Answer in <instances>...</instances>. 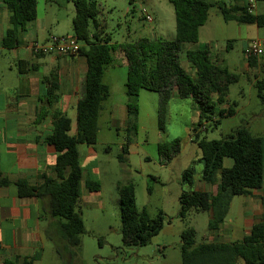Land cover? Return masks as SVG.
Here are the masks:
<instances>
[{
  "label": "trees",
  "instance_id": "trees-1",
  "mask_svg": "<svg viewBox=\"0 0 264 264\" xmlns=\"http://www.w3.org/2000/svg\"><path fill=\"white\" fill-rule=\"evenodd\" d=\"M130 3L133 0H129ZM173 5L176 20V38L168 41L159 39H141L136 43L112 44L108 36H103L98 21L100 9L97 0H74L75 16L72 20L73 36L80 42L79 56L87 64L82 98L77 104L76 133L71 135L72 121L65 115L55 114L53 130L45 138V143L57 152L53 171L55 176H43L41 186L32 187L24 179L15 185L20 198L48 200L49 219L52 228L58 232V238L68 249L81 244L84 233L81 213L77 210L81 199L83 171L80 165V145L93 146L97 142L99 120L104 103L110 97L109 87L103 83L106 69L120 59L128 68L125 90L127 96L129 138L138 132V98L142 91L161 95L159 129L164 132L163 115L165 104L175 94L180 99H193L198 104V125L195 131V143L201 150V162L204 166L201 178L211 184V192H182L179 198L178 217L186 221L191 212L210 215L208 230L216 231L228 216L231 203L237 196H249L251 191L262 188L264 181L263 138L252 134L248 126L240 127L221 140L200 139L198 130L213 120L215 109L225 103L229 86L239 78L229 69L212 62L209 46L203 50L183 52L184 45H197L199 31L209 19L213 7L203 0H169ZM264 5V0H253ZM11 13L13 29L9 30L1 45L14 48L19 45L18 35L37 18V0H2ZM225 22L235 21L242 25H254L264 30V10L260 14L249 11V2L245 5H217ZM230 43V42H229ZM228 43V44H229ZM191 66L193 74L181 65V56ZM250 68L259 67L261 79L254 87L258 97L264 103V55L247 59ZM57 85L49 89L55 91ZM216 99L214 100V97ZM235 105L220 110V117L236 114ZM218 122V121H217ZM123 148V155L127 153ZM162 163L171 162L180 152V142L158 145ZM225 159H232L233 166L224 168ZM195 169L183 172L184 186H192L195 181ZM155 179L154 177H150ZM10 182L0 172V187ZM87 188L95 192L99 189L96 182H88ZM120 197L121 237L124 246L142 247L151 243L170 219L162 212L151 218L146 209L138 210L136 192L133 183H117ZM182 264H264V224L253 226L250 235L234 243H198L196 231L185 229L181 234ZM37 257L21 259L23 264H34ZM5 262V264H19Z\"/></svg>",
  "mask_w": 264,
  "mask_h": 264
},
{
  "label": "rangeland",
  "instance_id": "rangeland-1",
  "mask_svg": "<svg viewBox=\"0 0 264 264\" xmlns=\"http://www.w3.org/2000/svg\"><path fill=\"white\" fill-rule=\"evenodd\" d=\"M73 1L37 0V20L44 19L47 32L51 34L52 29L56 28L64 32L66 37H72V20L75 16ZM97 1L100 9L98 21L103 36L110 37L112 44L136 43L144 38L168 41L176 38L174 8L169 0H133L132 3L129 0ZM203 1L213 5L207 28H200L199 43L184 45L183 52L205 49L208 37L219 42L220 45L215 46L218 50L221 47L225 49L229 40L237 38L229 43L231 47L227 52H218L217 59L220 67H227L239 80L229 86L227 96V104L235 105L236 114L220 117L215 109L213 120L198 130L200 139H225L244 126H249L254 135L264 138V103L259 99L257 89L250 83L254 82V75L247 74L244 69L246 61L240 40L244 39V35L239 39L236 26L233 24L227 27L217 8V5H235L249 0ZM251 1L254 7L258 5ZM144 12L152 18V22L146 21ZM254 12H257L255 8ZM209 28L211 31L207 30ZM58 34L61 33L55 35ZM121 62L115 59L104 74L103 83L109 87L111 96L104 103L100 116L97 142L90 146L93 149L92 160L83 163L81 189H84V182L92 181L98 183L99 189L88 198L80 200L77 206L85 228L80 237L81 244L77 248L68 249L61 239L48 238L44 242L41 258L34 264H182L181 232L193 228L198 243L212 240L208 230V213L191 212L186 221L178 217L180 205L177 198L181 194L178 182L181 174L194 168L198 183L204 168L200 160L201 150L194 142V129L199 119L198 104L191 98L180 99L172 95L165 104L162 132L159 129L161 95L142 91L138 98V132L130 140L126 128L120 123L122 113L117 110L113 115L110 109L127 100L125 82L128 68ZM181 65L188 73H193L185 58L181 57ZM43 100L47 103L48 98ZM68 115L73 120L75 133L76 119L71 111ZM115 121L120 125L114 126ZM175 141L180 142L178 156L169 163H162L158 145ZM126 146L127 153L121 163L118 157L123 154ZM87 149V146H81L82 156ZM232 166L233 160L225 159L224 168ZM130 182L135 185L138 210L146 209L151 218H156L162 212L171 220L147 246L127 247L122 242L120 197L116 185ZM242 203L243 197L234 198L227 220L238 225L242 223ZM39 208L46 223L50 218L48 202L41 201Z\"/></svg>",
  "mask_w": 264,
  "mask_h": 264
},
{
  "label": "crops",
  "instance_id": "crops-1",
  "mask_svg": "<svg viewBox=\"0 0 264 264\" xmlns=\"http://www.w3.org/2000/svg\"><path fill=\"white\" fill-rule=\"evenodd\" d=\"M246 3L248 2L240 1L235 5L242 6ZM263 10L264 5L259 4L255 7L257 12L253 11V13L260 14ZM37 19L38 15L35 21L26 26L25 31L19 33V45L17 47L3 48L1 43L7 32L13 29V25L11 23V13L0 0V172L2 177L10 182L9 186L0 187V264L18 260L20 261L18 262L19 264H23L21 259L33 257H37V260H39L46 239L58 238L57 230L52 228V223L54 222L48 219L44 223V218L40 213V202L45 200L48 202V200L20 198L15 184L19 180L24 179L30 186L38 187L43 183V176H55L53 167L57 152L45 143V138L53 130L55 114L60 113L69 118L68 113L71 111L75 119L77 118V104L82 98L83 85L87 73L86 61L79 55L61 56L44 54L33 50V45L44 43L50 37L65 36L64 32H60L56 28L52 29V34L47 32L45 20L38 21ZM59 23L58 21L57 24L59 25ZM207 23L202 29L207 28ZM225 23L227 27L233 26V24L236 26L239 39L244 35V39H240L246 61L244 69L247 74L254 75V82L250 81L254 86L262 75L259 67H249L246 51L251 41L264 40V31L254 25L242 27L244 25L235 21ZM207 30L211 31L210 28ZM200 32L201 30L199 31V40L201 38ZM56 33L61 34L55 35ZM235 40H229L225 49L221 47L218 50L215 46L220 45L219 42L208 37L206 45L209 46L210 58L214 64L218 65V52H227L231 47L228 43ZM181 57L184 59V54ZM191 74L193 73L191 72ZM54 85H57V89L50 93L49 89L53 88ZM173 96L177 97L175 94ZM46 97L48 100L47 103H44L43 99ZM215 99L216 96L214 97ZM229 106L226 98L225 103L218 105L216 109L219 112L220 110L228 109ZM110 109L113 111V115L117 110L122 113V121L120 123L127 128V100L122 104L110 107ZM71 121L72 130L70 134L75 135L76 131L75 133L73 132V120L71 119ZM118 125L120 124L115 121L114 126ZM81 146L87 145L78 147L80 165L83 171V163L87 164L89 159L92 160L93 149L87 146L88 149L83 152L82 156ZM182 175L183 173L178 182L181 194L184 191L211 192L213 190L211 184L204 181L201 177L196 183V175L192 186H184ZM87 183L84 182V189H81L80 200L88 198L92 194V191L87 188ZM181 194L177 198L178 201ZM240 197H243L242 223L238 225L226 218L218 230L209 231L212 240L208 242H239L250 235L254 225L264 224V181L262 188L251 191L249 196ZM233 201L230 210L233 206Z\"/></svg>",
  "mask_w": 264,
  "mask_h": 264
},
{
  "label": "built area",
  "instance_id": "built-area-1",
  "mask_svg": "<svg viewBox=\"0 0 264 264\" xmlns=\"http://www.w3.org/2000/svg\"><path fill=\"white\" fill-rule=\"evenodd\" d=\"M254 5L252 1L249 2V11H254ZM144 16L147 22H152V18L144 12ZM81 45L76 37H50L46 42L33 45V50L35 52H41L44 54H54L61 56H76L79 54V49ZM264 55V40H254L248 45L246 51L247 59L252 57L260 58Z\"/></svg>",
  "mask_w": 264,
  "mask_h": 264
}]
</instances>
